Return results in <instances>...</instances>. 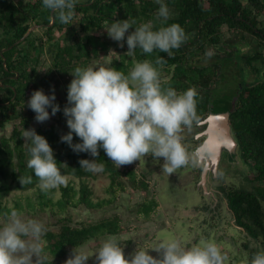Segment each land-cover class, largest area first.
<instances>
[{
  "label": "trees",
  "instance_id": "trees-1",
  "mask_svg": "<svg viewBox=\"0 0 264 264\" xmlns=\"http://www.w3.org/2000/svg\"><path fill=\"white\" fill-rule=\"evenodd\" d=\"M161 2L167 5L170 13L165 24L157 18L160 7L157 0H78L74 9L75 19L64 25L42 6L41 0H0V218L5 220L4 214L12 209L21 214L30 213L33 217L48 213L50 218H55L52 224L57 229H52L49 223L43 225L45 258L64 257L88 241L99 245L101 238L122 232L118 215L73 223L68 213L70 209L81 205L87 209L103 208L115 202L118 194L127 187L149 189L146 178L137 176L134 166L118 167L103 149L99 150L97 157H92L89 153H76L67 143L60 141L61 135L69 131L63 115L67 104V85L73 79L68 72L75 67L97 65L96 61L101 56H107L106 67L116 68L127 75L135 63L149 60L157 67L163 88L172 87L178 93L195 89L198 121H201L207 115L212 116L210 91L224 72L220 59L238 51L237 41H243V34L249 35L251 53L239 50V60L254 75V79L250 82L242 79L227 113L237 153L240 160L250 166L253 173L248 179L254 185L250 190L226 188L224 194L235 224L259 243L260 251H264V0ZM125 19L136 22L129 32L149 21L153 23L154 30L179 24L185 32V41L180 48L172 50V56L158 50L143 54L139 48L127 54V33L125 41L116 42L108 37L104 29L114 20ZM33 26L44 28V31L39 35L32 29L21 42L15 44ZM223 26L235 34L225 40L227 47L218 55L215 52L217 46L223 44ZM119 43H124V47L121 48ZM117 48L121 52L118 53ZM160 56L164 60L156 65L155 61ZM44 59L48 64L41 73L40 62ZM53 81L58 83L55 87L63 83L62 94L55 101L61 111L53 116L54 121L45 126L40 124L35 130L47 139L61 172L69 178L65 185L59 186L60 194L55 200L52 198L54 189L47 193L41 191L35 174L27 168L29 154L22 137L24 129H31L35 120V113L27 107L28 99L34 90L43 89L45 94L50 92ZM7 124H11L9 135L4 133ZM78 142L73 134V143ZM81 159H95L97 163L104 164L103 173L109 178L106 188L108 198L96 202L92 200V190L87 181L91 173L81 168ZM31 173L33 183L23 186L19 177ZM29 190H35L34 200L19 197L12 206L3 201L12 191ZM157 208L158 203L152 197L139 203L135 213L147 217L154 214ZM241 246L249 251V255L258 252L250 249L247 243Z\"/></svg>",
  "mask_w": 264,
  "mask_h": 264
},
{
  "label": "clouds",
  "instance_id": "clouds-1",
  "mask_svg": "<svg viewBox=\"0 0 264 264\" xmlns=\"http://www.w3.org/2000/svg\"><path fill=\"white\" fill-rule=\"evenodd\" d=\"M42 6L50 10L61 24L68 25L75 19L74 9L78 0H41ZM157 18L162 24L169 19V9L161 0ZM135 21L114 20L104 28L109 38L116 42L125 41L127 54L139 48L143 54L160 53L173 55L185 41V32L179 24H170L154 30L151 21L133 28ZM121 48L124 43H119ZM208 55V53H206ZM164 58L157 57L160 65ZM73 76L67 85V104L63 108L69 131L61 135L60 141L67 143L76 153L105 155L118 167L151 155L156 162L163 158L162 171L172 174L190 162L180 135L184 128L191 129L198 122L197 92L189 88L178 93L172 87L163 88L160 74L149 60L135 63L129 74L113 67L97 64L89 67H75L69 71ZM55 89L49 94L43 89L34 90L27 101V107L35 113V120L43 123L61 111L55 103ZM51 109V112H49ZM73 134L79 139L73 143ZM29 154L27 168L38 179L41 191L67 183L47 139L37 134L34 128L22 134ZM98 160L81 159V168L93 174L105 170ZM62 165V164H60ZM32 173L21 175L19 182L24 186L33 183ZM0 225V264H44L45 249L43 236L45 228L36 219H25L12 209ZM159 253V258L149 250ZM97 264H224L226 256L214 242H205L185 248L180 241H160L156 247L137 248L129 258L115 238L105 239L95 253ZM33 257H36L33 261ZM90 257L74 248L64 264H86ZM249 264H264V251L253 254Z\"/></svg>",
  "mask_w": 264,
  "mask_h": 264
},
{
  "label": "rangeland",
  "instance_id": "rangeland-1",
  "mask_svg": "<svg viewBox=\"0 0 264 264\" xmlns=\"http://www.w3.org/2000/svg\"><path fill=\"white\" fill-rule=\"evenodd\" d=\"M33 30H36V33L40 35L44 28L33 27ZM234 34L226 26L222 27L221 42L223 44L217 46L216 54L221 55L224 52L225 47H227L224 44L225 40ZM243 35L246 39L237 41L238 51L251 53V46H248V43L250 44L248 42L249 35ZM238 51L220 59L224 72L222 71L223 74L220 76V80L210 91L212 100L211 115L228 114L227 110L234 103L232 100L242 79L246 82L254 79V75L250 74L251 72L241 65L242 60H239L241 52ZM119 52H121L120 48L118 49ZM108 61L109 57L101 56L96 64L106 66ZM40 64V71L43 73L48 62L44 59ZM55 84L58 83L53 81L51 88L54 87L57 98L62 94L61 87L63 83L56 87ZM52 118L54 117L51 116L49 120L43 123L34 120L31 127L35 129L40 124L45 126L54 121ZM203 121L197 122L191 129L184 128L180 133L190 160H194L195 164L190 162L176 169L174 173L169 174L162 171L163 158H159V162H156L151 155L141 157L140 160L122 165L120 168H132L134 166L133 169L137 176H144L149 183L148 190L127 187L125 191L118 194L115 202L103 208L87 209L81 205L69 210L68 213L73 223L97 221L112 215H118L122 223L121 234L103 237L100 239L99 245L94 241H88L85 245L78 247V251H82L90 257L86 264H97L95 253L102 242L110 237L118 241L126 258H129L130 254L137 248H153L156 247L158 242L170 239L180 241L185 248L195 245L202 246L205 242H214L226 256L224 264H249L253 255H249V251L241 246L242 243H247L249 248L255 251L259 252L261 250L259 243L235 224L224 194L226 188L252 189L254 183L248 178L252 176L253 172L250 166L240 160L238 153L235 151V140L231 139L230 135L225 140L231 143V147L224 146L222 148L221 146L217 159L215 157L209 161L205 156L206 154H203L205 157L198 155L206 138L205 135H201L206 127V123ZM10 131L11 124H7L4 133L9 135ZM200 135L201 137H199ZM196 157L204 159L200 162ZM210 162H213L214 166L210 165ZM135 165L137 166L135 167ZM66 180L67 182L69 180L67 176ZM74 181L77 183V179H74ZM87 181L92 190V200L94 202L108 198L106 188L109 178L106 174L103 172L91 173V177H88ZM58 188L59 186L54 189L52 194L54 200L59 197ZM35 196V190L12 191L3 201L8 206H12L19 197H29L34 200ZM152 197L158 203V208L154 214L147 217L137 215L135 213L137 205L145 200H150ZM262 204L264 208V202ZM22 216L25 219H36L43 225L49 223L52 229H57V226L52 224L55 218H50L48 213L36 217L31 216L30 213H22ZM4 223L5 220L0 218V225ZM127 241H130L129 244L126 243ZM44 245L43 239V247ZM46 253L44 252V254ZM70 254L60 258L48 256L45 258L44 262L46 263L44 264H52V262H54L53 264H64ZM149 254L159 258V253L155 250L150 249ZM35 259L36 257H33V261Z\"/></svg>",
  "mask_w": 264,
  "mask_h": 264
},
{
  "label": "water",
  "instance_id": "water-1",
  "mask_svg": "<svg viewBox=\"0 0 264 264\" xmlns=\"http://www.w3.org/2000/svg\"><path fill=\"white\" fill-rule=\"evenodd\" d=\"M33 27H35V26H33ZM33 27H31L22 38H20L18 41H16L15 44L21 42L29 34V32L33 29ZM2 52H3V50H1V53ZM206 121H207V128L205 130L206 139L204 140L203 144L200 147L201 152L207 147L208 144L211 143V137L213 136V131L216 129L219 122L222 125L223 129H225L224 132H226L228 129H230V125L228 123V114L213 115V116L207 118ZM219 149H221L220 146H219ZM219 149L217 150V152H215L216 159L218 158ZM198 155L200 156V151H199Z\"/></svg>",
  "mask_w": 264,
  "mask_h": 264
},
{
  "label": "flooded vegetation",
  "instance_id": "flooded-vegetation-1",
  "mask_svg": "<svg viewBox=\"0 0 264 264\" xmlns=\"http://www.w3.org/2000/svg\"><path fill=\"white\" fill-rule=\"evenodd\" d=\"M213 116V115H212ZM209 117H211V116H209V115H207L203 120H201V121H198V122H205L206 123V127H205V129L203 130V132H201V135H205V137H206V134H205V130H206V128H207V121H206V119L207 118H209ZM218 124H220V122L218 123ZM217 131H216V134H215V136H216V138L215 139H213L212 140V142L211 143H213L212 144V147L210 148L211 149V152H208L209 154L207 155V159L210 161V158L212 159V158H215V152H217V150L219 149V146L221 147L222 146V148H224V146L225 147H228V148H230L231 147V143L229 142V141H226L225 139H226V137L227 136H229L230 135V137H231V139H233V136H232V133H231V131H230V129H228L226 132H224V130L225 129H223V127H222V125H219V126H217V129H216ZM201 135L199 136V137H201ZM206 139V138H205ZM204 142V141H203ZM210 143V144H211ZM221 151V149L218 151V153ZM203 156V155H202ZM201 156V157H202ZM218 156H219V154H218ZM199 158V157H198Z\"/></svg>",
  "mask_w": 264,
  "mask_h": 264
},
{
  "label": "bare ground",
  "instance_id": "bare-ground-1",
  "mask_svg": "<svg viewBox=\"0 0 264 264\" xmlns=\"http://www.w3.org/2000/svg\"><path fill=\"white\" fill-rule=\"evenodd\" d=\"M219 125H221V124H218L217 126H219ZM216 129H217V127H216ZM216 129L213 131V136L211 137V142H212L213 139L216 138V136H215L216 131H217ZM212 144H213V143L208 144L207 147H206L202 152L200 151V156H202L203 154H206L205 156L207 157V155L209 154L208 152H211V149H210V148L212 147ZM212 159H213V158H212ZM210 160H211V158H210ZM211 164L214 166V163H213V162H210V165H211ZM210 165H209V166H210ZM212 172L214 173L213 170H212Z\"/></svg>",
  "mask_w": 264,
  "mask_h": 264
},
{
  "label": "crops",
  "instance_id": "crops-1",
  "mask_svg": "<svg viewBox=\"0 0 264 264\" xmlns=\"http://www.w3.org/2000/svg\"><path fill=\"white\" fill-rule=\"evenodd\" d=\"M195 124H196V123H195ZM234 142H235V141H234ZM235 145H236V150H235V151L237 152V144H236V142H235ZM233 154H235V153H233ZM202 157H205V156L203 155ZM196 158H197V157H196ZM197 159H198L200 162H202L204 158H203V159L197 158Z\"/></svg>",
  "mask_w": 264,
  "mask_h": 264
}]
</instances>
